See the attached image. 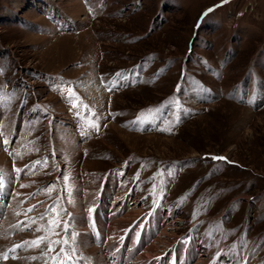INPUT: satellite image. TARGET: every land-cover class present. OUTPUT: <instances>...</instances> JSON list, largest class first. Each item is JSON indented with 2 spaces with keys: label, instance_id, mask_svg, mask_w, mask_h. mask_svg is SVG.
<instances>
[{
  "label": "rangeland",
  "instance_id": "1",
  "mask_svg": "<svg viewBox=\"0 0 264 264\" xmlns=\"http://www.w3.org/2000/svg\"><path fill=\"white\" fill-rule=\"evenodd\" d=\"M0 136V264H264V0H0Z\"/></svg>",
  "mask_w": 264,
  "mask_h": 264
},
{
  "label": "snow or ice",
  "instance_id": "2",
  "mask_svg": "<svg viewBox=\"0 0 264 264\" xmlns=\"http://www.w3.org/2000/svg\"><path fill=\"white\" fill-rule=\"evenodd\" d=\"M225 2H227V0H225ZM209 12L212 11V9L208 10ZM119 75V74H117ZM106 87H108L109 90H111L112 86L111 85H106ZM71 92V89L69 90ZM143 115V114H141ZM139 122V118L137 123ZM93 127L96 128L97 131H99V124H93ZM87 134V133H85ZM4 143H8L7 140L4 141ZM212 159L214 160H225L226 158L224 157H212ZM35 164H40L41 161H36L34 162ZM46 164V161L44 162ZM27 167V166H26ZM23 171L22 169H17V172ZM169 175H171V172H169ZM63 180L65 182H67L69 180L68 176H63ZM21 187H25V185H21ZM55 185H50L48 188V191L51 192L52 190H54ZM69 195H71V193H68ZM68 203H72L71 200L68 201ZM58 205H59V198H57L56 201H54L53 204L48 205L47 208L44 209V211L40 214L39 217H31L27 222H21L24 227L26 228H30L31 225L33 223H35L37 220H43L45 217L49 216L50 213H55L57 219H53V220H49V227L47 229H44V226L41 225L40 227L36 228V231L39 232L42 229L45 231V235H41L38 236L36 239L33 240H29V241H24L22 244H17L13 249H11V252H15L16 249L18 248H40L42 245L47 244V248L46 250H43L41 252V255L44 257L45 260V264H77V262H74L72 259V255L71 252L74 251V249H70L68 247V241L67 239H52V236H60V232L57 231V229H59L61 227V221L59 220V216L62 214H66L64 213L63 209H58ZM39 207L38 205H32L31 207H29L28 209H26V213L28 212H32L35 209H37ZM93 210L89 209V212L91 213ZM25 213V214H26ZM68 223H64L63 224V229L65 231V233H67V229H68ZM17 227H20V225H17ZM59 247V252L56 251V248ZM0 255L3 256L4 260H7L9 258V253L8 252H4V253H0ZM32 259H36V257H32ZM241 264H247L246 261H241Z\"/></svg>",
  "mask_w": 264,
  "mask_h": 264
},
{
  "label": "bare ground",
  "instance_id": "3",
  "mask_svg": "<svg viewBox=\"0 0 264 264\" xmlns=\"http://www.w3.org/2000/svg\"><path fill=\"white\" fill-rule=\"evenodd\" d=\"M1 137V136H0ZM1 159H2V156H0V161H1ZM4 160V159H3ZM79 160V159H78ZM4 161H7V159H5ZM2 162V161H1ZM2 164V163H1ZM4 164H5V162H4ZM3 166V165H2ZM73 216V215H72ZM114 227V226H113ZM163 232V231H162ZM164 234V233H163ZM194 245H199L200 246V243L198 242V243H196V244H192V246H194ZM111 250V249H110ZM95 251V250H94ZM97 251V250H96ZM110 252V251H109ZM112 252V251H111ZM116 254V253H115ZM118 255V254H117ZM119 255H121V254H119ZM115 256V255H114ZM117 257V256H116ZM122 257V256H121ZM120 258V257H119ZM119 261V260H118ZM12 264V263H11ZM16 264H18L17 262H16Z\"/></svg>",
  "mask_w": 264,
  "mask_h": 264
}]
</instances>
